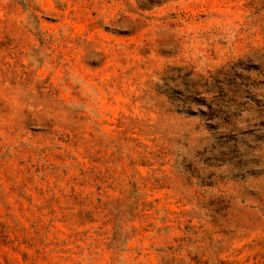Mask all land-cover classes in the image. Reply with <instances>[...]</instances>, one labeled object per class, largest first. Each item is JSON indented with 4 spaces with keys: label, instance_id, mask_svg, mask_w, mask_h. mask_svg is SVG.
Segmentation results:
<instances>
[{
    "label": "rangeland",
    "instance_id": "1",
    "mask_svg": "<svg viewBox=\"0 0 264 264\" xmlns=\"http://www.w3.org/2000/svg\"><path fill=\"white\" fill-rule=\"evenodd\" d=\"M0 264H264V0H0Z\"/></svg>",
    "mask_w": 264,
    "mask_h": 264
}]
</instances>
